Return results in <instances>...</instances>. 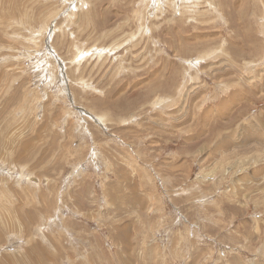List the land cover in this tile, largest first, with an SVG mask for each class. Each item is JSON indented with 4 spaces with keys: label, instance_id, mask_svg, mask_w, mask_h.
Masks as SVG:
<instances>
[{
    "label": "rangeland",
    "instance_id": "rangeland-1",
    "mask_svg": "<svg viewBox=\"0 0 264 264\" xmlns=\"http://www.w3.org/2000/svg\"><path fill=\"white\" fill-rule=\"evenodd\" d=\"M0 264H264V0H0Z\"/></svg>",
    "mask_w": 264,
    "mask_h": 264
},
{
    "label": "bare ground",
    "instance_id": "bare-ground-1",
    "mask_svg": "<svg viewBox=\"0 0 264 264\" xmlns=\"http://www.w3.org/2000/svg\"><path fill=\"white\" fill-rule=\"evenodd\" d=\"M174 1H179V0H174ZM189 1V0H188ZM192 1V0H191ZM191 4V3H190ZM246 4V3H245ZM33 17V16H32ZM44 30V29H43ZM96 51V50H95ZM82 59H81V56H79L78 58H77V61H81ZM42 64V63H41ZM233 65V64H232ZM48 71V70H47ZM234 84V83H233ZM240 84V83H239ZM203 89V88H202ZM233 93V92H232ZM234 96V95H233ZM236 103V102H235ZM212 114V113H211ZM102 117V116H101ZM100 119V118H99ZM122 236V235H121ZM125 239V238H124Z\"/></svg>",
    "mask_w": 264,
    "mask_h": 264
}]
</instances>
